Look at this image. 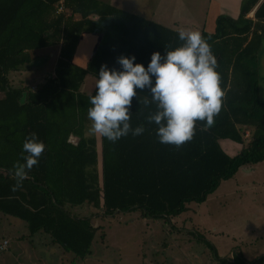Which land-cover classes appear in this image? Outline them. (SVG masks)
<instances>
[{
    "label": "trees",
    "instance_id": "16d2710c",
    "mask_svg": "<svg viewBox=\"0 0 264 264\" xmlns=\"http://www.w3.org/2000/svg\"><path fill=\"white\" fill-rule=\"evenodd\" d=\"M259 1L244 0L238 20L218 16L212 32H201L216 58L223 92L213 124L196 121L192 139L179 147L161 144L156 125L147 120L155 105L143 104L145 98L150 101L148 89L137 90L129 123L142 125L144 132L114 143L101 137L100 165L96 136L88 131L89 95L81 92L86 77L97 79L101 65L119 69L121 55L135 56V62L147 66L154 51L163 54L165 47L183 43L178 31L96 0H0V170L5 171L0 174V213L25 222L29 238L44 232L54 245L83 260L103 226L79 218L74 208H92L97 220L138 212L168 222L185 213L187 204L205 203L241 168L263 162L264 101L249 62L256 60L264 40V1L256 22L247 18ZM88 31L102 40L84 68L72 61ZM58 44L62 48L53 76L36 89L11 86L10 73L29 67L33 52ZM33 132L45 148L13 191L10 169L21 160L23 140ZM221 140L242 148L231 156Z\"/></svg>",
    "mask_w": 264,
    "mask_h": 264
},
{
    "label": "rangeland",
    "instance_id": "374dc122",
    "mask_svg": "<svg viewBox=\"0 0 264 264\" xmlns=\"http://www.w3.org/2000/svg\"><path fill=\"white\" fill-rule=\"evenodd\" d=\"M209 1L139 0L135 11L173 27L174 16L173 23L177 18L203 22L212 11ZM154 9L164 19L153 17ZM256 63L249 62L255 75ZM41 65L39 63L38 67ZM47 68L40 67L39 71H29L22 77L18 74L14 81L22 80L23 86L36 89L34 84L42 83L48 75ZM261 92L264 93V85ZM186 208L185 213L168 222L148 219L138 212L116 213L113 217L96 220L93 226L102 225L103 229L95 235L90 256L82 260L63 249L66 257L61 263L233 264L243 260L249 262L245 264H264V161L241 168L233 178L224 180L205 203L187 204ZM85 211H92L91 215L94 212L90 207ZM12 220L17 223L16 228L10 226ZM27 232L25 222L0 213V243L5 237L11 238L8 251L0 250V264H56L46 247L40 249L37 245V250L33 251L32 239L19 241Z\"/></svg>",
    "mask_w": 264,
    "mask_h": 264
},
{
    "label": "clouds",
    "instance_id": "9594fccd",
    "mask_svg": "<svg viewBox=\"0 0 264 264\" xmlns=\"http://www.w3.org/2000/svg\"><path fill=\"white\" fill-rule=\"evenodd\" d=\"M177 36L183 43L165 47L163 54L154 51L147 66L135 62V56L124 55L117 58L119 69L101 65L95 93L88 97V131L92 135L114 143L129 133L142 134L144 127L133 128L129 120L132 98L144 89H148L150 101L145 98L143 104L155 105L147 120L156 125L159 143L179 147L192 139L196 121L213 124L223 96L216 58L198 30L181 29ZM44 148L35 132L24 138L21 160L10 169L16 181L13 191L21 187Z\"/></svg>",
    "mask_w": 264,
    "mask_h": 264
},
{
    "label": "crops",
    "instance_id": "0c3cea01",
    "mask_svg": "<svg viewBox=\"0 0 264 264\" xmlns=\"http://www.w3.org/2000/svg\"><path fill=\"white\" fill-rule=\"evenodd\" d=\"M97 2H99L102 5H109L112 7H115L123 12H127V13H131V14H136L139 16H142L140 14H138L135 10H137L136 8H138L137 2L139 0H96ZM244 0H210V10L212 8V11H209L208 13V18H206L203 22L198 23L197 22H189V21H184V20H180L179 18H177V21H174L175 16L173 17V21L171 22L172 26L174 27H170L176 31H179L181 29L183 30H198L200 33L202 31H208V32H212L215 27H216V20L218 18V16H227L230 17L232 19H234L235 21L238 20L240 13H241V7L243 4ZM264 0H260L259 3L257 4V6L247 15V18H250L251 20H253L254 22H256L255 19V12L258 9V7L260 6V4L263 2ZM157 9V8H155ZM154 9V10H155ZM209 9V8H208ZM156 12L153 13V17L158 18V19H164L161 15H159L158 11L155 10ZM144 17V16H142ZM93 18V20H97L98 16H94L91 17ZM147 19V17H144ZM77 19L79 20L80 18L77 17ZM151 21H154L152 19H148ZM155 23L161 24L163 26L169 27L167 26L165 23V21H154ZM165 22V23H164ZM198 26H201L198 27ZM176 28V29H175ZM261 32L264 31V23L263 26L260 30ZM250 35V39H251ZM102 40V36L99 33H94V32H84L81 37H80V41L78 44V47L76 49L74 58L72 63L76 66L79 67H87L88 64L90 63V61L92 60L93 56L95 55L100 42ZM61 48H62V44H58V45H54L51 47H47V48H43L40 49L38 51H35L32 53V59L33 62L29 67L20 69L19 71H17L18 73H11L12 76L10 77V81H11V86L13 88H18L22 86V80L20 81H14L15 79H17L19 76L18 74H21V77L24 76L25 73H29L30 72H35V71H39L40 67L43 68L48 66L47 70V76L45 77V79L51 77L54 75L55 72V67L57 64V61L59 59V55L61 53ZM254 62H257L256 65V75H257V79L259 82V98L261 101H264V93L261 92V89L263 88L264 85V40L262 41V45L258 50L257 56H256V60ZM42 63V65L40 67H38V64ZM47 64V65H46ZM44 79V80H45ZM43 80V82H44ZM95 78L92 76H87L82 87H81V92L87 95H90L94 90H95ZM41 82H38L35 85V87H38V85H40ZM33 85V86H34ZM33 89V88H32ZM97 142H98V151H99V164L101 165V144H100V138L101 136L99 135H95ZM72 139V143L77 144L78 139L75 137H71L70 141ZM220 144L222 146V148L231 156H236L242 146L240 144L228 141V140H221ZM1 174H5V171L0 170ZM88 207L84 206V207H77L74 208L72 210V212L78 216L79 218L83 219V220H91L92 222H95L97 220L96 216H92V211L90 213L86 212L85 210H87ZM19 220V219H18ZM94 225V224H93ZM10 226H14L15 228L18 226L16 222H14V220L10 221ZM98 228V227H96ZM28 231V228H27ZM23 232L24 229H23ZM19 241H24V240H31L32 239V248L33 251H36L37 249L36 246L38 245V248L42 249L44 247H46L47 249H49L47 252L52 255V258L54 259V262L56 264H62L64 261V258L66 257V252L63 250L64 248H62L59 245H54L51 241L49 242V240H51L50 236L44 232H39L36 235H34L33 237L29 238V231L25 234H23L21 237L18 238ZM3 241H8L9 244L7 246V251H8V247L10 245L11 242V238H7L5 237ZM61 247V248H60ZM6 252V251H4ZM41 253V252H40ZM40 260L43 257H39ZM62 262V263H61Z\"/></svg>",
    "mask_w": 264,
    "mask_h": 264
},
{
    "label": "built area",
    "instance_id": "2783aa9c",
    "mask_svg": "<svg viewBox=\"0 0 264 264\" xmlns=\"http://www.w3.org/2000/svg\"><path fill=\"white\" fill-rule=\"evenodd\" d=\"M60 11H62V8H60ZM248 136H249V133L246 134V137ZM71 142H72V139H71ZM7 246H8V241H4L3 243L0 244V250L6 251Z\"/></svg>",
    "mask_w": 264,
    "mask_h": 264
}]
</instances>
